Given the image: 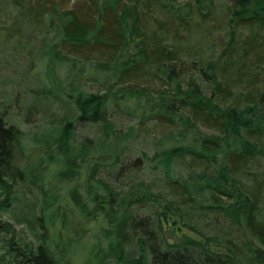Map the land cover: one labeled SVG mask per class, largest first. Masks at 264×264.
<instances>
[{"label":"trees","instance_id":"16d2710c","mask_svg":"<svg viewBox=\"0 0 264 264\" xmlns=\"http://www.w3.org/2000/svg\"><path fill=\"white\" fill-rule=\"evenodd\" d=\"M217 1L227 8L218 9ZM217 10L221 19L206 20ZM217 31L224 48L205 55L202 45ZM28 53L46 61L49 83L34 85L16 73L13 62ZM66 64L74 108L63 110L41 138L42 150L65 178L89 173L85 201L79 190L69 194L78 216L112 225L107 246L95 248L97 264H264V0H0V216L18 203V185L28 176H45L16 164L24 139L18 120L28 121V114L13 108L23 109L33 95L37 103L27 110L34 108L35 116L62 109L56 74ZM78 65L83 68L73 77ZM85 65H94L105 87L85 89ZM132 106L141 124L156 120L178 131L173 139L182 143L145 154L155 183L119 191L110 176L121 179L138 168L125 161L133 137L106 139L115 136L114 112ZM81 125H102L105 132L79 142ZM176 162L193 171L179 175ZM158 181L162 191L153 192ZM51 204L42 206L39 219L32 216L46 229L34 241L8 239L14 227H0L6 236L0 264L65 262L62 235L51 241L48 227L60 214ZM185 218L201 227L187 224L201 237L169 241L163 224L176 231L175 222ZM134 247L140 255L129 259L126 249Z\"/></svg>","mask_w":264,"mask_h":264},{"label":"rangeland","instance_id":"374dc122","mask_svg":"<svg viewBox=\"0 0 264 264\" xmlns=\"http://www.w3.org/2000/svg\"><path fill=\"white\" fill-rule=\"evenodd\" d=\"M162 1L166 3V0ZM186 1L187 0H179V4H184ZM216 5L218 9L227 8L225 1H217ZM222 16L223 13L217 10L206 20L214 22L221 19ZM209 36L210 39L202 45L203 53L205 55H210V53H213V55H219L225 45L224 33L217 31L213 35ZM17 57L19 63L17 61L13 62L17 74L27 77V81L34 85H41L42 82L49 83V80L46 79V61L39 53H34L33 55L29 53L28 55L21 54ZM82 68L83 65H78L76 72L72 74V76L77 77L78 72ZM84 68V71H87L84 74V77L86 78V80H84L85 89L96 91L105 87L106 84L103 82V76H95V74H93L95 70L93 69L94 65H85ZM67 70V64L60 66L57 68L56 74L58 78L61 79L60 82L62 84L61 86L59 85V90L62 98L65 99V102L62 103V109H56L54 112L50 111L48 114L35 116L34 111H32L34 108L27 110L28 106L30 107L31 105L37 103L34 101L35 98L33 95L28 97L26 104L24 101V104L20 105L23 109H19L17 107L13 108V111L15 112L19 111L21 114L23 112L25 115L28 114V121L23 120L22 118L18 120L19 128L24 133V139L17 148L16 164L21 170L30 172L33 171V173L38 171L45 173V176L42 181L34 176H28L22 184L18 185V203L13 205L10 210L2 211L0 216V227L4 228L7 225H12L15 229V234H8V237L2 235L0 238L6 237L11 239L15 235H19L18 237H20V240L23 242H31L36 239L38 234L42 233L43 235L46 229L36 223L33 217L38 218L42 216V212H44L42 206L46 202H50L53 203L51 204L52 208L50 211H60L58 219L56 220V226H50L48 228L51 232V241H53V243H55L57 239V233L62 235L63 244L61 245L60 258L65 260L63 263L97 264V261H95V258H97L95 248L98 245H100L101 249H104L107 246L108 240L106 239L105 233H107L106 231L111 230L112 225L105 222L102 218L88 221L86 218L78 216L79 209L76 207V204L71 199L69 194L71 190H79L78 192L81 193L82 200H84L83 196H85L87 189L89 173L86 169H83L76 178H65L63 177L64 173H62V167L59 166L54 169L53 166L49 165V163L46 162L48 158L45 159V155L42 150V147L46 143L44 144L41 141V138L47 135L50 127H54L57 123H59L61 112L63 110L65 112L69 108H74L71 103L72 100L69 97L71 75L68 78ZM6 72L11 73L9 70H6ZM50 88L54 87L50 86ZM19 94H22V96L25 95L23 90L20 91ZM114 113L116 114V118L114 119L116 126H114L113 134H115L117 139L114 138L115 136L113 135L112 137H108L106 140L123 143L125 140L122 135L132 133L133 139H130L131 150L125 153V161L128 163L127 165L130 164L132 167L133 164L136 163L138 168H136L135 172L129 174L128 177L124 176L121 179V175L119 174L111 175V183L116 186L119 191L129 189V187L139 185L140 183H144L146 185L155 183L158 177L153 174L151 165L148 162H143L145 154H149L151 156L154 153H157L158 149L159 153H161L164 149H168V147L173 143H182L180 140L175 142L177 139H173L177 135L178 131L170 130V128H164L159 125L156 120L146 119L148 122L145 121L146 124H141L140 121L144 118L140 112L135 110L134 106L122 108L120 111ZM111 120L112 119H110V121ZM78 128L80 133V136L78 137L79 142H81V140L85 137H97V135H102L105 132L104 126L102 125H81ZM202 130L209 133L206 129ZM138 160H141L142 162L140 161L138 163ZM41 161L42 163H40ZM186 163L176 162L175 164V170L179 175L185 178L189 174L188 172L193 171ZM49 166L51 168H49ZM102 173L104 174L106 171H103ZM119 173L123 175V171L120 170ZM159 185L160 186L155 188L153 192L159 190L162 191V182H159ZM64 215L68 218V223L66 225L62 224ZM22 219H27L28 221H23ZM18 220L22 221L18 222ZM38 222L40 221L38 220ZM187 224L197 227L198 230L201 229L195 221L192 222L186 218L183 221L181 220L180 223L175 222L176 231L172 230L171 225L165 222L163 224V228L169 241H177L182 234L197 239L201 237V230H192V228ZM14 240L17 242L18 238L16 237ZM71 242H73L72 245ZM126 250L129 259L138 258L140 255L137 247H134L133 249L127 248ZM53 253L57 257V253L54 251ZM14 264L20 263L14 262ZM108 264L119 263L115 259H109Z\"/></svg>","mask_w":264,"mask_h":264}]
</instances>
